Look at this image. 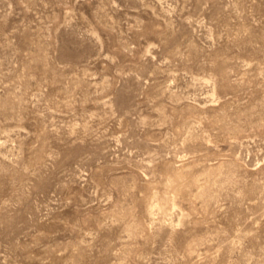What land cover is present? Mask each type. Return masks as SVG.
<instances>
[{
  "label": "rangeland",
  "instance_id": "obj_1",
  "mask_svg": "<svg viewBox=\"0 0 264 264\" xmlns=\"http://www.w3.org/2000/svg\"><path fill=\"white\" fill-rule=\"evenodd\" d=\"M0 264H264V0H0Z\"/></svg>",
  "mask_w": 264,
  "mask_h": 264
}]
</instances>
